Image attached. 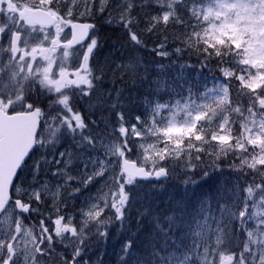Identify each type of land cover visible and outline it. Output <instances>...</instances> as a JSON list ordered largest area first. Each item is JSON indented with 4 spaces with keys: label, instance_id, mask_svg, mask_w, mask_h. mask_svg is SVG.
Wrapping results in <instances>:
<instances>
[{
    "label": "snow or ice",
    "instance_id": "6c2138e0",
    "mask_svg": "<svg viewBox=\"0 0 264 264\" xmlns=\"http://www.w3.org/2000/svg\"><path fill=\"white\" fill-rule=\"evenodd\" d=\"M96 18L134 52L170 61L159 69L196 68L195 56L197 76L219 77L210 88L149 79L148 62L130 58L146 92L98 91L109 61L84 22ZM131 103L144 112L133 115ZM224 158L238 161L230 204L217 189L215 206L206 196L195 211L136 208L146 184L179 169L187 189L222 173ZM133 210L137 232L146 216L152 225L133 264H264V0H0V264H88L90 240L106 242L113 224L123 231ZM137 232L119 264L135 255Z\"/></svg>",
    "mask_w": 264,
    "mask_h": 264
},
{
    "label": "rangeland",
    "instance_id": "374dc122",
    "mask_svg": "<svg viewBox=\"0 0 264 264\" xmlns=\"http://www.w3.org/2000/svg\"><path fill=\"white\" fill-rule=\"evenodd\" d=\"M37 3H38V0H37ZM91 20H93V19H91ZM93 22L95 23L97 21L93 20ZM98 23H99V26L106 25V26H115L116 27L115 24L114 25L109 24L106 22V20H103V22H98ZM65 31H67V30H65ZM107 48H108V50H104L103 48H100L98 50L99 60L103 61V60L107 59L109 61V63L106 65V69L108 66H111L112 67L111 70L113 68H116L117 63L120 64V68L117 69L116 72H118V71L120 73L124 72V75L123 76L120 75V78L118 79L119 82L121 83L120 88L123 89L124 95L128 96L129 94L132 93L131 95L136 96V95H140V94L145 93L147 88H148V85H147V88L145 89V92H142V93H138L139 91H135V93L131 92L132 89H136L137 85H132L134 87H129V86L124 85L126 83H129L128 80H129V74H130L131 67L128 63L129 62L128 60L130 59V57H127V54H122L120 57H117V56L113 57V55H110V52L113 50V48H110L108 46H107ZM109 57H112L111 61L108 59ZM141 69H143V67H141ZM111 70L106 71L107 72L106 77H107L109 83L112 82L113 78H114V75L112 73H110ZM141 74H143V73L140 72L139 76ZM176 76L184 78V75H182L180 73V71H178L176 73ZM124 78H126V79H124ZM98 98H99V96L97 97L96 95H94L91 98V101L96 102L98 100ZM128 106H129L128 109L130 110V112H132V110H134V109L139 111V112H137V114H141L144 112V106L141 105L140 103H139V105H138V103H131ZM245 115H247V113H245ZM64 143H66V142H64ZM63 146H64V144H62L60 147H63ZM130 155H131L132 159H136V149H134L133 153ZM137 162L139 163L140 161L138 160ZM230 163H238V161H233L231 158H224L221 162V164L225 166L223 168L222 173L216 172V173L212 174L210 176L211 180L209 182H204L203 180H201V183H210L212 185H209V184L189 185L187 187V189H185V187L183 186V183H182L183 180L186 179V177L184 176V173L178 169L177 172L175 174L171 175L166 181L160 182L158 185H150V184L146 185L142 189L143 191L141 192V194L143 195V200H138V202L136 204V208H137V205H139V202L142 203V204H140V208H145L147 205L148 198L151 197L152 194L153 195H157L159 193L162 194L163 191H168L169 189L170 190L167 194H169V196H171V197L167 196L168 199H171L172 196H174V192H176V191H180V197L178 199H171V201L169 202V205H168V212L170 209L177 207L178 204H180L184 207H187L189 209V211H195L199 207L197 202L199 200H203L206 196L212 197L211 203L213 206H215V201L217 198V189H220L219 197L222 200V202L230 204L231 203L230 197L232 195L231 190L234 187V184L236 182V178L238 175L235 171H233L229 168ZM224 170L226 172L225 176H220V175L224 174ZM49 178L51 179V173H49ZM29 179H30V177H29ZM200 179H198V180H200ZM52 183L55 184L56 181L52 180ZM89 187L91 189V194H93V195L96 194V190H97L98 186L90 185ZM173 187H176V188L171 190V188H173ZM199 187H202V190L200 191L202 194H200V195L194 193V191L197 190V188H199ZM148 193H150V195H148ZM208 193H212V194H208ZM88 194L89 193L86 191L84 195H78L76 197V199L72 201V204L69 207V211H73V210L78 211L83 206L82 201H84L85 196ZM194 195H195V197L193 198ZM253 211H256V209H253ZM133 213H134V219L136 220L137 212L135 210H133ZM148 219H149V217H147V216L144 217L141 220V223L142 224L143 223L148 224L150 222V219L149 220ZM2 220H3V218L0 219V222H2ZM77 220H79V217H77ZM112 229L115 230L112 234H115V235L118 234L120 236L123 235V237H121V238L127 239V238H130V236H131L129 234H126L124 230L119 231V229H120L119 224H113L110 227V229L108 230V236H107L106 242H104V241L98 242L96 240V238L93 237L90 240V250L86 253V256H85V258L91 257V260H96L95 262H91L92 264H100L101 260L104 264V258L106 257L105 254H107L108 245H109V242L111 241V239L109 237L111 234L110 230H112ZM236 237H237V241H239V240H242L244 238V235H243V233L237 232ZM135 242L141 243V237H139V238L135 237ZM57 250H58V252L62 251L61 249H59V247ZM116 251L120 252V249L116 248ZM112 254H113L112 258L117 260L116 254L115 253H112ZM137 258L138 257L135 255L131 256V258L128 259L129 264H133V261ZM118 263H119V261H118ZM50 264H58V260L54 259L50 262Z\"/></svg>",
    "mask_w": 264,
    "mask_h": 264
},
{
    "label": "trees",
    "instance_id": "16d2710c",
    "mask_svg": "<svg viewBox=\"0 0 264 264\" xmlns=\"http://www.w3.org/2000/svg\"><path fill=\"white\" fill-rule=\"evenodd\" d=\"M96 20H97V23H96L97 25H96L95 33H96V35L100 41V48H103L104 50H108L107 46L110 48H113V50L110 52V55H113V57H115V56L120 57L122 54H127V57L135 58L137 60L142 59L144 61H147L148 64L145 66L148 67L149 79H155L156 77H163L165 80L169 81L170 83L175 82V80L177 78L176 73L178 71H180V73L182 75H184V78L187 79L189 81V83L195 84L197 88L203 86L205 83H207V86L210 88L213 86V78L219 77V73L209 72L207 70H205L203 72L202 76H197V68H199V65H197V61H196L195 56H193L191 58V60L188 62H190L193 65H196V68L181 70L179 67L173 65V66L165 67L163 69H159V68L155 67L156 63H163L165 65H169L170 61L169 60L161 61L160 58L154 57L153 55H151L147 52H134L133 49L131 48V46H129L127 43V37L125 36V34L121 30H119L117 28V26L116 27L115 26H106V25L99 26L98 22L99 21L103 22L104 19H97L96 18ZM112 25H114V24H112ZM144 39L148 42L149 46H153L154 40L150 35H145ZM120 45H124V47L121 48ZM108 59L111 61L112 57H109ZM172 59L175 60V59H177V57L173 56ZM184 60H188L187 56L184 57ZM108 68L106 69V71H108ZM143 71H144V69H141V67H140L137 69L136 75L133 76L132 70H130L129 80H128L129 83H126L124 85L129 86V87H134L132 85H137L136 89H132L131 92H133V93H135V91H139L138 93L145 92V89L147 88V84H144L143 86H141V84L139 83V73L140 72L143 73ZM114 76H115V79H113L112 82L107 83L106 85L103 86V89H99L98 91H107L109 89H114V88H118V87L120 88L121 83L118 80L120 78L119 72L115 73ZM124 79H126V78H124ZM134 80L136 81L135 83L133 82ZM193 90L195 91V89H193ZM96 96L98 97L99 95H96ZM84 99H85V102L88 101V98H84ZM103 99H104L103 96H99V98H98V100H103ZM165 99H167V97H165ZM138 105H139V103H138ZM128 107L129 106L127 105V108ZM94 112L98 113L99 108L94 109ZM137 112H139V111L134 109V110H132L131 113L133 115H136ZM93 118H95V117L93 116ZM220 166L222 169L225 167L222 164H220ZM225 174H226V172L224 170V174L220 175V176H225ZM196 178L200 179V176H197ZM210 180H211V178H209L207 182H209ZM199 184L212 185L210 183H201V182ZM146 185H148V184H146ZM150 185H157V184L152 183ZM174 188H176V187L171 188V190ZM169 190L163 191L162 194L161 193H159L157 195L152 194V196L148 198L146 207L154 210L155 212H164L165 214H167L168 213V205H169V202L171 201V199H178L180 197V191H176V192H174V196H172L171 199H168L167 196L171 197V196H169V194H167L169 192ZM201 190H202V187H199V188H197V190L194 191V193L200 195V194H202L200 192ZM142 191L143 190H141V192ZM208 194H212V193H208ZM194 197H195V195L193 196V198ZM140 204H142V203L139 202V205H137V208L140 210H143L144 208H140ZM143 224H142L143 227L141 228V230L139 232H137V222L134 219V213L132 211L131 223L128 227H126L124 229L126 234L131 235L133 232H137L136 238L141 237V243H136V242L134 243L135 256H137L138 258H141V259L146 257L147 240L149 238V233H150L151 228H152V225L150 224V222L148 224H145V223H143ZM110 231H111V234L109 237H110L111 241L109 242V245H108L107 254H105L106 257L104 258V264H119L118 261H119V256L121 255V253L117 252L116 248L121 249V247L124 244L126 239L121 238V237H123V235L120 236L118 234H116V235L112 234L115 231L114 229H112ZM112 253L116 254V258L118 261L116 259L112 258V256H113ZM89 258H85L88 261V264H92L91 262L96 261V260H91V257H89ZM130 258H131V256L128 259H130Z\"/></svg>",
    "mask_w": 264,
    "mask_h": 264
},
{
    "label": "bare ground",
    "instance_id": "6f19581e",
    "mask_svg": "<svg viewBox=\"0 0 264 264\" xmlns=\"http://www.w3.org/2000/svg\"><path fill=\"white\" fill-rule=\"evenodd\" d=\"M97 19H99V18H97ZM94 21H97L96 19H93ZM100 22V21H99ZM93 24H95V25H97L96 23L97 22H92ZM103 26V25H102ZM96 29V28H95ZM95 31V30H94ZM110 36V35H109ZM128 60V59H127ZM129 61V60H128ZM109 67V68H108ZM107 68H108V70H110L112 67L111 66H108ZM119 72V71H118ZM110 73H112V70L110 71ZM117 73V72H116ZM119 75H121V73L119 72ZM106 77V76H105ZM113 79H115V76H114V78ZM107 83H109L108 82V79H107V77L105 78V83H104V85H106Z\"/></svg>",
    "mask_w": 264,
    "mask_h": 264
},
{
    "label": "flooded vegetation",
    "instance_id": "af4514ba",
    "mask_svg": "<svg viewBox=\"0 0 264 264\" xmlns=\"http://www.w3.org/2000/svg\"><path fill=\"white\" fill-rule=\"evenodd\" d=\"M84 22L92 23L93 20H85ZM44 104L46 105L47 104V101H44Z\"/></svg>",
    "mask_w": 264,
    "mask_h": 264
}]
</instances>
